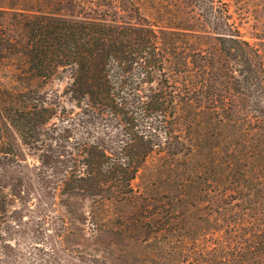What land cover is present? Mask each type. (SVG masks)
<instances>
[{
    "label": "rangeland",
    "instance_id": "374dc122",
    "mask_svg": "<svg viewBox=\"0 0 264 264\" xmlns=\"http://www.w3.org/2000/svg\"><path fill=\"white\" fill-rule=\"evenodd\" d=\"M225 1L230 20L264 58V0ZM38 6H45L43 0H0V191L7 201L0 264H220L223 256L232 257L236 243L253 242L259 193L229 188L220 163L240 140H212L211 128L181 124L197 119L191 107L173 118V132L182 140H153L161 146L147 154L132 189L116 186L118 178L102 190L82 189L71 178L62 184L85 126L72 125L67 139L65 120L52 118L32 144L22 141L10 122L15 107L43 104L60 115L65 108L77 110L67 71L37 75L19 51L23 36L11 15L19 18ZM213 34H177L180 53L165 64L172 83H184L176 61L199 44H215ZM107 125L108 118L98 117L91 128H103L98 141L116 151L122 140H113Z\"/></svg>",
    "mask_w": 264,
    "mask_h": 264
},
{
    "label": "trees",
    "instance_id": "16d2710c",
    "mask_svg": "<svg viewBox=\"0 0 264 264\" xmlns=\"http://www.w3.org/2000/svg\"><path fill=\"white\" fill-rule=\"evenodd\" d=\"M43 3L44 7L19 12V18L11 15L23 36L19 51L37 75L67 71V92L77 110L65 108L60 115L43 104L15 107L10 122L22 141L32 144L40 126L52 118L65 120L67 139L72 125L85 126L89 130L71 152L73 163L65 168L62 184L75 179L77 187L102 190L118 178L116 186L132 189L131 179L147 154L161 146L153 140H182L172 129L174 115L193 108L197 119L181 124L211 128L212 140H240L228 146L229 155L220 162L229 188L259 193L254 200L260 214L254 243L247 238L246 244L236 243L232 257L223 256L220 264H264V58L230 20L227 2ZM181 32L215 33L217 41L209 47L199 44L184 61H176L185 76L179 87L169 80L165 64L180 53L176 37ZM98 117L110 120L107 128L113 140H122L116 151L98 141L104 140L103 128H91ZM6 206L0 191V225Z\"/></svg>",
    "mask_w": 264,
    "mask_h": 264
}]
</instances>
